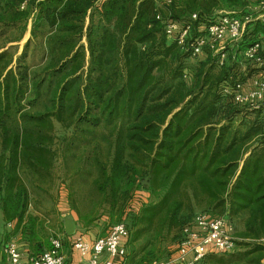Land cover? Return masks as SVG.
Masks as SVG:
<instances>
[{
  "label": "trees",
  "instance_id": "1",
  "mask_svg": "<svg viewBox=\"0 0 264 264\" xmlns=\"http://www.w3.org/2000/svg\"><path fill=\"white\" fill-rule=\"evenodd\" d=\"M138 1L0 0V39L17 32L0 43V216L11 227L7 240L19 233L26 258L50 247L39 233L42 218L29 210L26 180L51 182L58 149L67 161L85 148L96 188L109 195L117 220L130 214L129 240L140 245L127 263L137 256V264L160 261L166 235L179 232L178 243L197 211H221L241 222L237 250L198 263L264 264V123L259 110L223 92L249 82L258 68L245 60L248 71L228 73L229 58L219 65L210 57L190 70L191 56L155 16L186 24L197 13L195 35L220 3L237 8L244 0H171L163 14ZM31 11L30 37L16 55L6 43L22 39ZM250 33L248 43L246 33L230 49L234 61L264 41V22ZM35 49L39 59L28 62ZM57 124L70 135L59 139ZM138 188L149 201L134 194ZM136 196L133 207L128 202Z\"/></svg>",
  "mask_w": 264,
  "mask_h": 264
},
{
  "label": "built area",
  "instance_id": "2",
  "mask_svg": "<svg viewBox=\"0 0 264 264\" xmlns=\"http://www.w3.org/2000/svg\"><path fill=\"white\" fill-rule=\"evenodd\" d=\"M153 1L163 5L171 3V0ZM251 1L261 11L258 19L264 22V0ZM25 5L24 2L20 7L24 8ZM155 16L164 24L167 37L174 39L191 57H197L209 48L219 65L227 60L229 49L244 38L248 24L254 20L251 16L221 14L200 25L197 34L192 35V22L198 19L197 13H193L191 22L186 24L162 18L158 11ZM242 55L245 60L256 64L257 75L249 82L238 81L233 89L225 87L223 92L231 94L235 103L248 104L259 110L264 123V42H252L243 49ZM181 234L175 253L165 262L153 264H196L209 254H226L236 250L233 224L227 217L212 212L196 213L184 225ZM129 237L128 227L120 221L112 224L105 235L97 236L92 241L85 240L82 235H72L70 240L72 249L85 259L78 264H124ZM3 252L7 264H65L63 240L59 235L51 237L50 247L36 257L26 258V253L16 241L6 243Z\"/></svg>",
  "mask_w": 264,
  "mask_h": 264
},
{
  "label": "rangeland",
  "instance_id": "3",
  "mask_svg": "<svg viewBox=\"0 0 264 264\" xmlns=\"http://www.w3.org/2000/svg\"><path fill=\"white\" fill-rule=\"evenodd\" d=\"M142 1L148 8L157 7L158 9H162V14L165 13V6L163 4H155L152 2V0H139L138 3ZM178 6L181 8L179 4ZM180 8L174 10L175 12L173 13H181ZM212 13V17H217L221 14L226 13H233L240 17H253L254 22H252V25H248V34L245 37L244 42V44H246L251 38V28L254 23L259 20L258 15L261 13V11L258 9L257 4L253 1L244 0V3L237 8H233L225 5L224 3H220L219 7H216ZM35 14L36 13L34 11H31V15L27 24V30L24 33L22 39H20L19 41L6 43V48L11 45L16 47V55H19L22 52L25 42L30 37V28ZM196 30L197 29H195V31ZM11 33L12 34H10V32L7 33V35L4 36L2 40L0 39V43L3 44L4 39H14L17 35V32L13 30L11 31ZM83 42L86 43L85 38H83ZM232 48H234L235 50L237 49L236 46H233ZM242 49L243 48H241V50ZM232 54L228 53L230 57H228L229 59L224 70L228 73H244L248 71V63L243 58L242 51H240V53L238 54L237 61H234V59L232 58ZM39 57L40 50L35 49L33 55L30 53L27 61H34L39 59ZM210 57H214L212 51L209 48H206L197 57L188 56L185 59V63L187 68H189L190 70H195L197 67H199L200 63H202L203 61H207V59H209ZM207 63L209 64L210 62ZM215 69L219 70L220 68L215 67ZM56 132L59 139H62L64 135H70V131L64 130L58 124L56 125ZM57 155L58 158L52 171L51 182L50 180H47L46 184H41L40 186H38V182L29 179V181L26 180V183L30 192V199L32 201L29 210L35 214H38L39 217L43 220L42 226L39 229V233L41 234L42 238L48 239L49 241L51 237L59 235L63 240L64 254L68 255L69 252H72V247L69 235H66L64 233L63 220L65 217H69L71 216V213H73L76 218V223L78 224V231L82 235L88 236L90 238L104 235L112 224L120 222V220H117L118 211L116 209L112 210L110 206L111 199L109 198V195L96 188V171L95 169L90 168L89 163L86 162V149L83 148L82 150L77 151V156L69 157L67 161L63 157L62 150L58 149ZM76 160H79L80 163H77ZM134 194L142 195L144 197V200L146 201L150 200V197H148V191H144L142 190V188L136 189L134 191ZM139 200L141 199L136 196L134 197V200L133 198H131L128 203L130 204L132 202L134 204L133 207H136L140 203ZM213 214L227 217L226 214L221 213V211H216ZM129 215H123L121 220L128 227L131 235V230L129 227ZM229 220L234 227V236L236 237V239H238L236 233L242 228L241 222L239 219L230 218ZM10 229L11 227L9 225H3L0 216V264H7V259L3 252L4 245L10 241L18 242L20 240L19 233L15 234L11 237V239L7 240V237L11 235ZM178 233L179 232L172 231L162 240L160 246L162 247L164 253H162L160 262H165L168 256V252L170 253L172 250H174L177 242L175 243L173 237L177 236ZM139 245V243L133 244L129 240L127 245V257L124 264H137L139 256H137L135 260L133 258L132 262L130 263H127V260L129 259L130 254H132L135 249H138ZM236 250L231 253L217 254V256H228L236 252Z\"/></svg>",
  "mask_w": 264,
  "mask_h": 264
},
{
  "label": "crops",
  "instance_id": "4",
  "mask_svg": "<svg viewBox=\"0 0 264 264\" xmlns=\"http://www.w3.org/2000/svg\"><path fill=\"white\" fill-rule=\"evenodd\" d=\"M88 24V18H86V25ZM67 219H72L75 223V231H74V236H77V235H82L79 231H78V224L76 223V218L75 216L73 215V213H71V216L69 217H65L64 220H63V226H64V233L66 234L65 232V221ZM106 234V233H105ZM104 234V235H105ZM67 235V234H66ZM72 236V235H69V237ZM83 238L87 241H92L94 238H90L88 236H84L82 235ZM72 252L68 253V255H65V264H78L80 262H84V258H82L75 250H73L71 248Z\"/></svg>",
  "mask_w": 264,
  "mask_h": 264
},
{
  "label": "water",
  "instance_id": "5",
  "mask_svg": "<svg viewBox=\"0 0 264 264\" xmlns=\"http://www.w3.org/2000/svg\"><path fill=\"white\" fill-rule=\"evenodd\" d=\"M75 231V223L72 219L65 221V232L67 235H73Z\"/></svg>",
  "mask_w": 264,
  "mask_h": 264
}]
</instances>
